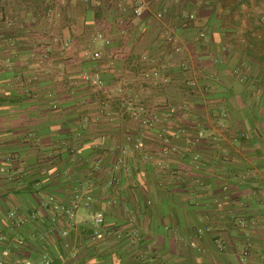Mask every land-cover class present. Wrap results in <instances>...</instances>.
Returning a JSON list of instances; mask_svg holds the SVG:
<instances>
[{
	"label": "crops",
	"instance_id": "0c3cea01",
	"mask_svg": "<svg viewBox=\"0 0 264 264\" xmlns=\"http://www.w3.org/2000/svg\"><path fill=\"white\" fill-rule=\"evenodd\" d=\"M262 18L264 0H0V263L264 264ZM152 65L166 84L142 76ZM116 87L157 122L120 114Z\"/></svg>",
	"mask_w": 264,
	"mask_h": 264
},
{
	"label": "built area",
	"instance_id": "2783aa9c",
	"mask_svg": "<svg viewBox=\"0 0 264 264\" xmlns=\"http://www.w3.org/2000/svg\"><path fill=\"white\" fill-rule=\"evenodd\" d=\"M137 7L133 8L132 13L135 17H140L142 14V10L139 6V3L135 1ZM158 19L163 18L162 13H158L156 15ZM194 14H188L186 15L187 20L192 21L194 19ZM261 21L264 23V18L261 19ZM10 25V23H8ZM198 38L203 40L205 38V34L203 32L199 33ZM59 38L58 37H52L50 39V44L56 43L58 45V49L60 51H63L64 48V43L59 44ZM164 42L171 46L175 52H180L181 47L180 43L178 40L168 34L164 37ZM92 43H101L103 46H108L111 43V39L109 37L104 36L101 33L96 34L93 39ZM49 42L42 41L39 44L38 51L36 53H39V57L41 60L47 61L50 58V54L52 52V48ZM80 55L84 60H90L94 63H97L103 59V54L100 49H95L90 46L82 49L80 51ZM144 78L148 80L154 81V83H158L159 85H164L167 83V78L161 75V70L157 65H152V67H148L143 71ZM80 79L81 82L85 85V87L92 89L95 92H99L104 90V81L102 77L100 76L99 73H91L88 71H83L80 74ZM32 80V79H31ZM34 81L36 79H33ZM110 96L109 97H116L120 101V106L126 112L132 119L137 120L141 126L144 129H148L152 127L158 119V115L156 114L157 108L145 105L134 95H132L131 90L129 89L128 91H125L122 87H116L113 90L109 91ZM47 97L49 99L53 98L52 92L47 94ZM55 107V106H54ZM164 108V107H163ZM166 108V107H165ZM167 112L172 113L174 110L172 108L167 109ZM88 120V119H86ZM94 120H99V117L96 116L94 117ZM70 153H73L72 150L69 151ZM123 153L125 152L124 150L122 151ZM165 152V151H164ZM166 153V152H165ZM17 155L15 154H10L5 157V163L6 164H11L13 161L17 159ZM198 159V156L195 155L193 158L194 161ZM199 180H196V183H198ZM50 201H53V198L49 199ZM87 200H91L90 197H87ZM85 206H89V203L86 202ZM56 210H58L59 215L66 216L69 220H73L75 216V212L78 208V199L76 197L72 199L66 206L64 204H60L57 207H55ZM12 216H16L15 213L11 214ZM95 223L100 224L103 221L102 215L97 214L94 218ZM22 223L23 221L20 220ZM239 225L243 226L242 222H239ZM199 234H201V231H198ZM51 259L44 255L41 259L40 264H51ZM1 264V263H0Z\"/></svg>",
	"mask_w": 264,
	"mask_h": 264
},
{
	"label": "trees",
	"instance_id": "16d2710c",
	"mask_svg": "<svg viewBox=\"0 0 264 264\" xmlns=\"http://www.w3.org/2000/svg\"><path fill=\"white\" fill-rule=\"evenodd\" d=\"M94 65H96V63H93V64H90V65H88L87 66V68H91L92 66H94ZM115 100L116 99H113V100H111V102H114L117 106H118V108H120V101L119 100H117L116 102H115ZM122 112H124V110L122 109ZM124 114H126L127 116H129L126 112L124 113ZM106 115V114H105ZM106 117V116H105ZM130 117V116H129ZM16 155V154H15ZM18 157V156H17ZM197 161V160H196ZM4 162H5V158H4ZM20 162V160H19V158H17L15 161H13L11 164H9L10 165V167L11 168H15V167H17V165H18V163ZM13 179V178H12ZM196 180H198V179H196ZM196 180H195V182H196ZM50 206V205H49ZM53 209V208H52ZM55 212L57 213V216L59 217V212H58V210H56L55 209ZM17 216V215H16ZM238 225H239V223H238ZM199 231V230H198ZM198 234H199V232H198ZM200 235V234H199ZM51 264H58V263H55V262H51ZM142 264H150L148 261H146V262H144L143 261V263Z\"/></svg>",
	"mask_w": 264,
	"mask_h": 264
},
{
	"label": "rangeland",
	"instance_id": "374dc122",
	"mask_svg": "<svg viewBox=\"0 0 264 264\" xmlns=\"http://www.w3.org/2000/svg\"><path fill=\"white\" fill-rule=\"evenodd\" d=\"M109 99H110V100L116 99L115 102L118 100L116 97H113V98L110 97ZM110 104L112 105V104H115V103H114V102H113V103L110 102ZM120 114H124V112L122 113V110H121V113H120ZM141 129H143V128H141ZM139 144H140V143H137V149H138ZM52 202H53V201H50V200L48 199V202H47V203H49V205H50Z\"/></svg>",
	"mask_w": 264,
	"mask_h": 264
}]
</instances>
